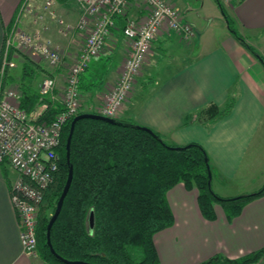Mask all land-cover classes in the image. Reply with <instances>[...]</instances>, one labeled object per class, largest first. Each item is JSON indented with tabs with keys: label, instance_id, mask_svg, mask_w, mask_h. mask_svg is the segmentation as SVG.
Instances as JSON below:
<instances>
[{
	"label": "crops",
	"instance_id": "0c3cea01",
	"mask_svg": "<svg viewBox=\"0 0 264 264\" xmlns=\"http://www.w3.org/2000/svg\"><path fill=\"white\" fill-rule=\"evenodd\" d=\"M55 1L57 15L68 25H74L78 3L74 0L73 6L70 0ZM169 1L180 7L178 10L193 27L194 36L185 40L165 30L157 34L120 118L153 130L168 144L201 145L208 157L210 185L217 195L230 198L256 192L264 181L263 70L254 68L255 57L228 28L213 36L209 24L198 23L199 27L195 24L189 13L190 5L184 0ZM20 2L0 0V57L4 33L13 25ZM203 5L202 1L193 11L197 14ZM224 7L233 28L264 58V0H232L231 4L224 3ZM143 14L142 4L135 2L124 18H116L102 52L80 75V93L87 104L96 106L100 95L116 81L121 70L129 51L122 35L125 18L139 19ZM27 19L22 18L18 24L26 32L31 29ZM55 25L56 28L48 30L36 25L32 30L41 31L42 38L47 34L45 39L59 47L63 53L62 67L54 69L44 60L28 58L31 63L26 65L32 72L28 75L29 68L21 66L17 79L22 83L29 76L31 80L26 83H31L32 90L38 93L40 82L45 77H54V92L43 101L60 107L66 70L81 48L84 34L77 30L60 34ZM17 57L21 62L25 59L14 54ZM8 78L16 83V77ZM230 100L233 106L228 115L213 122L197 117L196 113L205 106L215 104L222 109ZM190 115L191 122L185 124ZM16 177L8 165L0 166V264H47L37 248L35 255L23 252L20 229L9 200L10 185ZM166 200L173 224L153 235L159 264H200L215 254L235 259L264 247V195L247 202L231 221L219 205H215V220L202 218L196 190H188L182 184L173 186Z\"/></svg>",
	"mask_w": 264,
	"mask_h": 264
},
{
	"label": "trees",
	"instance_id": "16d2710c",
	"mask_svg": "<svg viewBox=\"0 0 264 264\" xmlns=\"http://www.w3.org/2000/svg\"><path fill=\"white\" fill-rule=\"evenodd\" d=\"M216 1L232 36L264 65V58L233 28ZM14 54L18 51L10 49L8 59L13 60ZM30 63L25 58L23 68L28 69L26 64ZM8 77L6 70L4 85L10 84ZM19 90L20 108L27 112L34 109L39 94L32 90L31 83H20ZM46 105L39 121L49 122L61 109L50 102ZM232 106V100L222 109L209 104L196 114L206 122H213L228 115ZM192 117H186L184 123H190ZM72 118L63 126L57 149L58 169L38 209L37 251L47 264H64L46 244V226L66 178L64 144ZM114 119L120 123L82 118L74 125L69 155L72 181L50 229L51 246L61 258L90 264H159L153 235L173 224L166 194L176 184L196 190L197 208L207 221L216 219L215 205L231 221L247 202L264 195V186L236 197L217 195L210 185L205 162L208 157L201 145L168 144L153 130L148 132L121 118ZM90 213L92 227L88 221ZM263 255L264 247L235 259L215 254L200 264H255Z\"/></svg>",
	"mask_w": 264,
	"mask_h": 264
},
{
	"label": "built area",
	"instance_id": "2783aa9c",
	"mask_svg": "<svg viewBox=\"0 0 264 264\" xmlns=\"http://www.w3.org/2000/svg\"><path fill=\"white\" fill-rule=\"evenodd\" d=\"M75 1L79 7L78 18L74 25H68L57 15L55 0H21L13 25L4 33L0 57V166L8 165L17 175L10 185L9 200L20 229L23 252L28 255L36 254L38 209L58 169L57 149L63 126L75 115L88 112L81 106L79 77L90 61L102 52L115 26V19L124 18L132 3L142 4L144 14L141 18H125L122 35L129 51L116 81L107 87L103 107L96 111L110 118L119 116L121 106L128 99L136 76L161 30L178 34L185 40L194 36L193 27L169 0ZM222 1L232 3V0ZM22 18H31L41 30H47L48 26L43 22L47 18L57 24L60 34L71 29L84 34V42L66 70L61 109L49 122L39 119L47 106L43 98L52 96L54 92V77H45L40 82L39 100L29 112L20 108V90L6 88L3 84L5 71L14 67L13 61L8 59L10 49H27L28 58L44 60L54 69L63 65V53L59 47L42 38L39 30L32 34L22 30L18 25Z\"/></svg>",
	"mask_w": 264,
	"mask_h": 264
},
{
	"label": "rangeland",
	"instance_id": "374dc122",
	"mask_svg": "<svg viewBox=\"0 0 264 264\" xmlns=\"http://www.w3.org/2000/svg\"><path fill=\"white\" fill-rule=\"evenodd\" d=\"M70 1L72 2V5L74 6V0H70ZM184 1L187 4L190 5L189 6L190 7L189 9L192 10V11L189 10V13H191V17L195 18V24L197 23V26H198V23H201L204 26H206L207 24H209L210 25L209 30H210V32L212 33L213 36H218L220 34V32H222V30H224V29L227 30L228 27H227L226 20H225L224 15H223V13L221 11V8H220V6H219V4H218V2L216 0H184ZM202 1L204 2V5L202 7V10L201 11H197V14H196L193 10L195 9L196 6H198V7L201 6V2ZM218 1L220 2V4H222L221 6L226 11V8L224 7V2L222 0H218ZM177 9H180V7L178 6ZM226 13H228V12L226 11ZM188 20H190V17L188 18ZM27 21H28V23L30 25V28H31L29 31H27V33L32 34V32L35 31V29L32 30V27L36 26V24L34 23V21H32L31 18H28ZM43 22H44V24H46L50 28H53V27L56 28L55 23H52V21L50 22V20H48L47 18H44L43 19ZM199 26H200V24H199ZM71 30H68V32H71ZM43 37L46 38L48 36H47V34L46 35L43 34ZM59 38H61V37H59ZM151 49H152V47H151ZM17 51H18V54L21 57L24 56L26 58L28 56V54H27L28 53V50L27 49H24L23 48L22 50H17ZM27 59H28V57H27ZM147 59H146V61H147ZM36 60H39V59L37 58ZM255 60L257 62V67H254V68L255 69L261 68L263 70V73H264V66H263V64H261V62L258 59L255 58ZM12 61L14 63V67H12L9 70L8 75L9 76H13V78L16 77V83L15 82L14 83H11L10 82V84L6 85V88H17V89H20V83H18V79L21 76L20 70H21V66H23V65H21L23 63V61L22 62L19 61L18 57L17 58H14ZM146 61H145L144 65L141 67L140 72L136 76L135 82H134V84L132 86V89H131L129 95H128V98L132 94V91H134V89H135V85L137 83V79L141 75V72H142V70H143V68H144V66L146 64ZM150 69L152 70V66L150 67ZM30 71H31V68L29 67V72L28 73H30ZM250 71H251L252 74L254 73V69H251ZM23 80L26 83V82H29V80H31V79H29V76H25V78ZM106 90H107V88H106ZM106 90L104 91L103 94L100 95L99 103L96 104V106L95 105L93 106V105L87 104L83 100V98L81 97V102H82L81 106H82L83 110H88V112L94 110V112H96V111L98 112V110H100L103 107V98H104V95L106 93ZM80 95H81V93H80ZM124 106H125V103L122 104V106H121V112H120V114H119V116L117 118H120V116L122 114V111L124 109ZM262 169L264 171V164H263V168ZM263 176H264V172H263L262 177ZM53 177H54V175H53ZM52 182H53V178H52V181H51V183L49 185H51ZM263 186H264V181L262 183L261 188ZM255 264H264V255Z\"/></svg>",
	"mask_w": 264,
	"mask_h": 264
},
{
	"label": "water",
	"instance_id": "95a60500",
	"mask_svg": "<svg viewBox=\"0 0 264 264\" xmlns=\"http://www.w3.org/2000/svg\"><path fill=\"white\" fill-rule=\"evenodd\" d=\"M82 118H95V119H101V120H105L109 123H120L118 120L114 119V118H110V117H106V116H103V115H100V114H96V113H89V112H84V113H80V114H77L75 115L70 124H69V129H68V134H67V137H66V140H65V144H64V148H65V164L67 166V173H66V178H65V181H64V184L62 186V189H61V192L58 196V199H57V202H56V205H55V208H54V211L52 213V215L50 216V219L47 223V226H46V244L50 250V252L58 259L60 260L62 263L64 264H90V263H87V262H83V261H78V260H67V259H64V258H61L60 256H58L52 246H51V243H50V229H51V226L53 224V222L55 221V219L57 218L60 210H61V207H62V204H63V200L69 190V187H70V184H71V181H72V175H73V169H72V165L70 164V160H69V155H70V141H71V136H72V132H73V129H74V125L76 123V121H78L79 119H82ZM136 127H139V128H142L148 132L151 131V129L147 128V127H144V126H136ZM174 149H180V147H172ZM205 162H206V166H207V169L209 170V165H208V161L207 159L205 158ZM208 177H209V180L211 178V175H210V170L208 171ZM89 226L92 227L93 226V215L92 213H90L89 215Z\"/></svg>",
	"mask_w": 264,
	"mask_h": 264
}]
</instances>
